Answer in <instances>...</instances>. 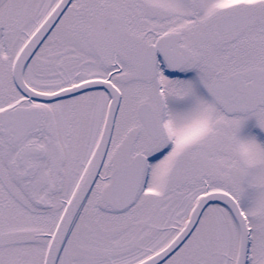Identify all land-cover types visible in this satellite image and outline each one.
I'll list each match as a JSON object with an SVG mask.
<instances>
[{
    "label": "snow or ice",
    "instance_id": "1",
    "mask_svg": "<svg viewBox=\"0 0 264 264\" xmlns=\"http://www.w3.org/2000/svg\"><path fill=\"white\" fill-rule=\"evenodd\" d=\"M0 264H264V0H0Z\"/></svg>",
    "mask_w": 264,
    "mask_h": 264
}]
</instances>
